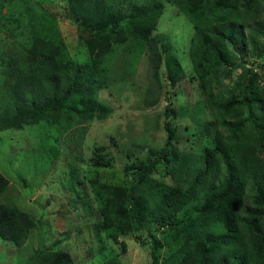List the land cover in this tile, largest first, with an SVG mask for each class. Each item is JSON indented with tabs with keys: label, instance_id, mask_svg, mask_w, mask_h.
Returning a JSON list of instances; mask_svg holds the SVG:
<instances>
[{
	"label": "rangeland",
	"instance_id": "1",
	"mask_svg": "<svg viewBox=\"0 0 264 264\" xmlns=\"http://www.w3.org/2000/svg\"><path fill=\"white\" fill-rule=\"evenodd\" d=\"M160 1L162 13L151 36L160 47V79L171 102L167 120L175 138L168 149L202 154L213 132L202 130L201 123L214 120V115L189 57L194 30L171 0ZM205 1L216 15L215 0ZM256 2L264 9V0ZM129 6L124 0H0V124H8L14 116L28 118L15 129L0 128V173L8 181L0 205L16 208L35 221L21 247L0 237V264H49L59 252L69 253L73 264H171L165 261L169 255L193 241V217L198 215L180 212L160 222L153 212L159 197L149 182L143 203L123 198L129 233L119 235L102 223L100 206L108 194L98 196L97 186L129 189L128 169L166 147L162 124L167 102L161 96L154 106L144 104L151 82L146 47L130 39L117 47L106 36V51L97 39L100 25L113 27L105 23L104 11L110 7L124 13ZM244 16L233 19L247 36V26L254 22ZM256 22H264V10ZM257 35L246 47L235 41L233 64L224 67L225 88L236 94L250 73L264 86V24ZM50 58L72 70L77 86L57 109L30 119L32 110L41 105L32 90L29 93V86L43 84ZM173 58L182 70L175 85L168 78ZM87 101H94L103 111L86 106ZM96 153L110 158V165H96ZM149 178L175 185L156 156ZM249 204L247 199L245 205ZM217 230L221 227L203 228L212 234ZM114 233L125 252L121 243L112 240Z\"/></svg>",
	"mask_w": 264,
	"mask_h": 264
},
{
	"label": "trees",
	"instance_id": "2",
	"mask_svg": "<svg viewBox=\"0 0 264 264\" xmlns=\"http://www.w3.org/2000/svg\"><path fill=\"white\" fill-rule=\"evenodd\" d=\"M124 1L130 5L128 11L116 12L110 7L104 11L105 23H112L113 27L100 25L97 39L100 48L106 51L109 44L106 36H110L117 47L129 39L146 47L151 82L145 92L144 104L154 106L161 96L167 102L162 124L166 132V147L157 155H146L144 160L128 169L132 178L129 189L106 184L97 186L95 193L98 196L108 194L100 206L103 226L107 230H118L119 235L129 233V212L123 198L135 204L143 203L144 195L150 188H147L149 182L159 197L153 212L160 222L180 212L198 215L193 217V232L196 231L193 241H186L165 261L171 264H264V86L255 82L252 73L244 77L238 94L225 88L223 81L224 67L233 64V43L236 41L243 47L253 44L258 28L264 24L256 22L264 10L261 3L256 0H215L218 12L213 15L211 5L205 0H171L189 18L193 27L189 57L204 101L214 115V120L201 123L202 130L213 132L212 142L204 147L202 154H195L168 149L175 138L167 120L171 117V102L169 96L163 93L160 79V47L151 36L163 5L160 0ZM239 14L245 15L244 18L250 17L254 22V26H247V36L242 34V28L236 26L233 19ZM120 22L124 24L120 25ZM51 60V68L43 84L39 88L29 86V93L32 90L31 95L41 105L32 110L30 119L43 111L57 109L77 86L72 70ZM181 71L177 59H171L168 65L171 85L178 82ZM87 90L91 93L90 88ZM85 103L94 110L103 111L94 101ZM27 119L23 115L14 116L8 124H0V128L15 129ZM155 156L164 164V170L174 177V186L150 180L151 163ZM94 158V163L99 166L111 163L110 158L100 153H96ZM96 182L92 180V183ZM7 184L8 181L0 173V195ZM247 199L249 206L245 205ZM192 208L195 211L188 212ZM34 226L35 221L28 214L0 205V237L3 240L21 247ZM207 226H220L221 230H217L216 234L203 231ZM118 234H112L111 238L121 243L125 252ZM49 264H73V261L69 253L59 252Z\"/></svg>",
	"mask_w": 264,
	"mask_h": 264
}]
</instances>
